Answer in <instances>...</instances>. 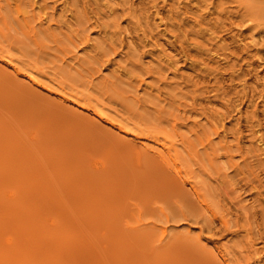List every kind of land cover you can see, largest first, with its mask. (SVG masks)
Segmentation results:
<instances>
[{
	"label": "rangeland",
	"instance_id": "374dc122",
	"mask_svg": "<svg viewBox=\"0 0 264 264\" xmlns=\"http://www.w3.org/2000/svg\"><path fill=\"white\" fill-rule=\"evenodd\" d=\"M0 264H264V0H0Z\"/></svg>",
	"mask_w": 264,
	"mask_h": 264
},
{
	"label": "bare ground",
	"instance_id": "6f19581e",
	"mask_svg": "<svg viewBox=\"0 0 264 264\" xmlns=\"http://www.w3.org/2000/svg\"><path fill=\"white\" fill-rule=\"evenodd\" d=\"M85 106V105H84ZM121 130V129H120ZM121 132H122V130H121ZM131 132V131H130ZM142 148V147H141ZM146 153V152H145ZM169 179V178H168ZM162 232H164V231H162Z\"/></svg>",
	"mask_w": 264,
	"mask_h": 264
}]
</instances>
